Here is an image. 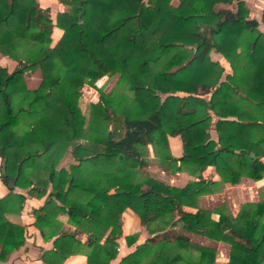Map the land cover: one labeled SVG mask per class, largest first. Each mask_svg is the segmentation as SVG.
<instances>
[{
    "label": "trees",
    "instance_id": "16d2710c",
    "mask_svg": "<svg viewBox=\"0 0 264 264\" xmlns=\"http://www.w3.org/2000/svg\"><path fill=\"white\" fill-rule=\"evenodd\" d=\"M60 1L69 9L53 21L37 0H0V53L16 61L11 71L0 65V176L10 189L0 197V257L24 242V227L5 216L23 207L25 196L12 191L18 185L46 194L35 224L45 238L57 234L48 254L59 260L79 250L87 264L114 258L121 213L130 207L154 234L118 264H214L216 248L192 233L229 243L227 264H264V196L244 201L236 214L226 202H200L225 183L264 176V31L245 1ZM166 17L171 27L161 26ZM54 25L63 32L51 44ZM211 49L230 64L224 79ZM37 68L41 81L29 88L25 76ZM114 74L115 85L99 87L86 116L82 84ZM210 110L219 116L217 141ZM169 134L181 136L179 158ZM148 145L163 169L197 178L178 186L143 172ZM69 147L72 159L58 167ZM209 165L219 179L202 175ZM77 231L87 233L85 242L72 237ZM136 238L126 235L128 244Z\"/></svg>",
    "mask_w": 264,
    "mask_h": 264
},
{
    "label": "crops",
    "instance_id": "0c3cea01",
    "mask_svg": "<svg viewBox=\"0 0 264 264\" xmlns=\"http://www.w3.org/2000/svg\"><path fill=\"white\" fill-rule=\"evenodd\" d=\"M37 1L40 2L41 6L49 7L50 4L54 0H37ZM244 1L246 5L250 8L251 13H253L252 15L258 19L259 21L258 27L264 31V24L261 22V12L264 7V0H244ZM42 2L45 3L46 5L42 4ZM53 32H59L61 36L63 29L57 25H54L52 28V32H51V40H52ZM209 55L212 60L218 61L223 66L224 70L222 72L221 79H224L227 73L232 72L229 62L224 58L221 52L215 49H211L209 52ZM9 59H10L9 57H8V60L4 59L3 54L0 53V65H4V66L6 65L8 69L10 67V64L12 65V67L15 64L13 63L14 61L12 62ZM178 93L180 95L185 94L182 91H179ZM202 96L205 99H208L210 96V92L205 93ZM210 115H211V120H212V123L209 128L210 137L214 139L215 141H217L218 132H217V129L215 128V121L219 118V116L211 110H210ZM228 118L234 119L236 117L228 116ZM167 138H168V144H169V149H170L171 154L176 158L181 157L183 154V142H182L180 134H174V135L169 134ZM148 146H151V145H148ZM3 163H4V158L0 156V173H1ZM177 164L178 165L180 164L179 159L177 160ZM148 165H149V162L147 163V166ZM156 166L158 168L157 174L152 175V176L158 179H161L172 185L183 186L189 180L197 178L194 174H191L186 170H177V171L172 172V171H166L165 169H163V167H161L159 163H157ZM202 175L204 177H211L212 179L220 178L219 174L216 172L215 167L213 165L207 166L202 171ZM174 179L178 180L179 183L178 184L172 183L171 181ZM260 180L261 178L258 180H254L249 177H242L241 179L242 182H238L235 184L225 183L224 184L225 186L223 187V189L224 188L225 189L235 188V187L241 186L243 182H247V181L259 182ZM50 188L51 187L49 184L47 191H49ZM12 191L23 194L25 196V200L23 203V207L19 213L8 211V213H5V216L9 221L21 224L24 227V242L18 248H15L11 250L10 252H8L4 257H0V264H87L86 254L82 250L69 254L63 260H59L55 256H51V254H48V252L56 249L54 245V239L56 238L57 234H54L48 238L47 237L45 238L42 235L38 226L35 224V214H34V210L40 207L44 203L46 194H44L43 196H38L37 194H28L27 188H23L18 185H15ZM9 192H10L9 187L3 182L0 176V197L6 196ZM204 196L213 197V196H216V194H213V193L204 194ZM202 198L200 202H202ZM184 208L187 210H195V207H192V206L185 205ZM56 219L61 221L59 225L60 227H62V229L66 231H72L73 233L74 226L70 225L67 222L66 214H58ZM132 233H136L137 238L134 242L128 244L126 241V235L132 234ZM153 234L154 233H151L149 229L140 221L139 216L130 207H126L121 213V234L118 237L119 245L117 247V254L114 258L108 261L100 260V264H118V262L120 261L122 257L133 258L134 249L136 245L138 243L143 242L147 237ZM194 236H202L203 238H206L212 242L216 241V240H213L201 234H197V233L191 234V239L193 241H196V242H199L205 245L214 246L213 244L204 243L201 240L195 239ZM72 237H74L75 239L81 242H85L87 238V233L77 231V232H74ZM72 237L70 236V239H72ZM222 242H225V241H222ZM229 252H230V248H229ZM216 256H217V249H216V255H215V263L217 259ZM228 259H229V254H228ZM227 261H225L223 264H227Z\"/></svg>",
    "mask_w": 264,
    "mask_h": 264
},
{
    "label": "rangeland",
    "instance_id": "374dc122",
    "mask_svg": "<svg viewBox=\"0 0 264 264\" xmlns=\"http://www.w3.org/2000/svg\"><path fill=\"white\" fill-rule=\"evenodd\" d=\"M179 0H171V3L177 4ZM39 5L41 6L40 2L38 1ZM42 4L46 5L42 2ZM43 7V6H42ZM248 7V6H247ZM249 8V7H248ZM50 13L52 16L53 21H55L56 14L59 11H66L69 9L68 4L62 3L60 0H54L50 6ZM250 9V8H249ZM251 13V11H250ZM253 13H251L252 15ZM162 27H171L172 26V20L170 18H164L161 22ZM60 34L59 32H53L52 33V40L51 44H54L57 39H59ZM53 42V43H52ZM2 54V53H1ZM4 59L8 60V57L3 55ZM10 58V57H9ZM13 63L16 64V61L12 58H10ZM11 63V62H9ZM14 64V66H15ZM14 66L10 64V67L5 65L8 71H11ZM118 79V74L114 75H104L100 78H98L94 84H91L89 82H84L80 88V96H79V104L81 106V109L83 113L88 116L89 115V104L90 103H96L99 100L100 97V88H103V90L108 91L110 90L116 83ZM41 81V70L39 68L35 69L34 71L27 73L25 76V82L26 85L29 88H35L38 86V84ZM81 143H85L86 141L83 139H80ZM72 159V148L69 147L67 151L65 152L64 156L60 159L57 166L61 167L63 165H66L70 160ZM149 165L143 169V172L149 173L151 175H156L158 168L156 166L158 162V158L156 155V151L153 146H148V156H147ZM172 183H179L178 180H172ZM242 182V181H240ZM225 186V185H224ZM219 192V193H217ZM211 194V193H210ZM213 194H216V196L209 197L202 195V202L201 204L208 206V208H215L222 202H226L227 207L229 210L236 214L239 210L240 204L247 200H258L261 197L264 196V176L261 178L259 182L254 181H247L243 182L241 186L235 187V188H222L219 191L213 192ZM211 216L215 219L218 218L217 212H212ZM195 239L201 240L204 243L213 244L217 249V256H216V263L215 264H223L228 259L229 254V248L230 244L222 241H209L206 238H203L202 236H194Z\"/></svg>",
    "mask_w": 264,
    "mask_h": 264
},
{
    "label": "water",
    "instance_id": "95a60500",
    "mask_svg": "<svg viewBox=\"0 0 264 264\" xmlns=\"http://www.w3.org/2000/svg\"><path fill=\"white\" fill-rule=\"evenodd\" d=\"M251 155H252V156H255L253 152H251Z\"/></svg>",
    "mask_w": 264,
    "mask_h": 264
}]
</instances>
